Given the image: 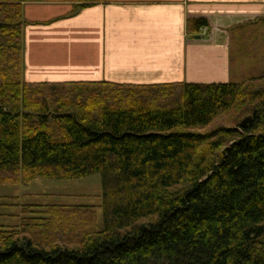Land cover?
<instances>
[{
  "label": "trees",
  "instance_id": "trees-1",
  "mask_svg": "<svg viewBox=\"0 0 264 264\" xmlns=\"http://www.w3.org/2000/svg\"><path fill=\"white\" fill-rule=\"evenodd\" d=\"M23 1L100 0H0V184L98 172L102 228L93 204H24L0 264H264V71L24 81Z\"/></svg>",
  "mask_w": 264,
  "mask_h": 264
},
{
  "label": "crops",
  "instance_id": "crops-1",
  "mask_svg": "<svg viewBox=\"0 0 264 264\" xmlns=\"http://www.w3.org/2000/svg\"><path fill=\"white\" fill-rule=\"evenodd\" d=\"M199 16L208 26L190 32ZM263 49L264 0L22 2L24 81H240Z\"/></svg>",
  "mask_w": 264,
  "mask_h": 264
},
{
  "label": "rangeland",
  "instance_id": "rangeland-1",
  "mask_svg": "<svg viewBox=\"0 0 264 264\" xmlns=\"http://www.w3.org/2000/svg\"><path fill=\"white\" fill-rule=\"evenodd\" d=\"M241 35L232 34L230 43L238 41ZM249 37L244 34L243 38ZM236 45L232 46V53L236 52ZM245 56V55H244ZM242 57L245 59V57ZM258 57V60H256ZM239 58V54L237 57ZM250 60V59H248ZM258 61V64H257ZM255 66H247L248 70H253L254 76H258L264 71V49L256 52L254 60ZM234 79H241L235 76ZM102 189L101 178L98 172L75 179H58L35 177L29 182L0 184V226L14 225L19 220L24 204H34L31 209L40 210L49 202L70 203V204H93L96 206L97 227L102 228Z\"/></svg>",
  "mask_w": 264,
  "mask_h": 264
},
{
  "label": "water",
  "instance_id": "water-1",
  "mask_svg": "<svg viewBox=\"0 0 264 264\" xmlns=\"http://www.w3.org/2000/svg\"><path fill=\"white\" fill-rule=\"evenodd\" d=\"M250 119V116L249 115H247V116H245L242 120H241V124H245L248 120Z\"/></svg>",
  "mask_w": 264,
  "mask_h": 264
}]
</instances>
